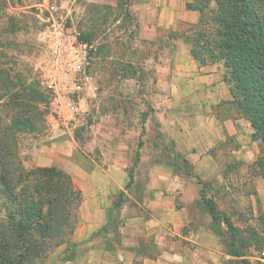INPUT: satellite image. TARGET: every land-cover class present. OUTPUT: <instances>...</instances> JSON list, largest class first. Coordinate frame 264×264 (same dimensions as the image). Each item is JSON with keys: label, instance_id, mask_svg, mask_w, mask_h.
Instances as JSON below:
<instances>
[{"label": "rangeland", "instance_id": "374dc122", "mask_svg": "<svg viewBox=\"0 0 264 264\" xmlns=\"http://www.w3.org/2000/svg\"><path fill=\"white\" fill-rule=\"evenodd\" d=\"M129 2L0 0V67L27 80H40V65L47 58L41 33L42 17L47 12V6H56L68 24L99 43L98 52L90 65L92 79L80 93L78 115L72 125L47 121L49 94L41 87L46 93V100L39 104L44 116L35 130L19 133L18 156L21 163L25 168L45 166L36 163L37 152L43 151L42 156L51 154V150L46 148L50 145L55 147V152L73 148L71 160L63 170L71 175L80 189L77 173L80 166L90 167L94 162L105 165L119 158L133 177L139 175L141 183L144 182V175L140 174L137 165L140 157L147 155L149 159L164 161L174 173L191 177L192 182L198 184L199 192L211 198L221 216H228L234 225L257 228L261 222L260 214L264 216V181L254 172V161L264 152L262 143L251 137L257 149L251 163L234 153L232 143L228 142L211 154L214 162L202 160L195 164L177 152L173 143L160 142L154 99L160 90H167L158 89V84L169 75L158 68L159 65H167L168 61L162 51L158 56L159 49H164L162 46L137 38L133 19L125 13L129 10ZM227 103L235 110L234 104ZM183 158L189 161V165L183 162ZM187 169L199 176L203 183H199L195 176L186 175ZM139 183L135 178V183L129 188L134 196L139 194ZM125 195L123 192L122 201ZM198 204L202 209L201 200ZM79 208L80 205L73 219L72 233L63 243L53 247L39 264H94L88 259L94 258L93 252L97 249L92 248L93 251L85 253L82 240L78 239ZM110 219L98 231L99 235L109 233L107 246L116 245L120 235L122 219L118 207L111 209ZM212 230L223 252L216 264H239V259L226 253L228 231L224 222H212ZM94 237L98 238L97 234ZM144 242L150 254L156 252L150 237ZM249 254L251 260L264 262V248L259 253L250 249Z\"/></svg>", "mask_w": 264, "mask_h": 264}, {"label": "crops", "instance_id": "0c3cea01", "mask_svg": "<svg viewBox=\"0 0 264 264\" xmlns=\"http://www.w3.org/2000/svg\"><path fill=\"white\" fill-rule=\"evenodd\" d=\"M197 1L129 2L137 38L162 46L164 49H159L158 56L163 52L168 61L158 68L169 74L158 84V89L167 90H160L154 99L160 142L173 143L177 152L195 164L202 160L214 162L211 154L231 142L232 151L251 163L257 153L255 141L251 140L252 127L227 103L231 94L224 80L223 62L201 64L190 53V27L198 21L199 11L187 4ZM46 148L51 154L42 156L43 151L37 152V164L61 169L68 166L73 148H63L60 152L53 151L55 147L51 145ZM137 169L144 175V182L137 175L130 186L138 179L141 186L136 194L138 199L129 190L130 186L126 188L129 172L120 158L105 165L94 162L90 167H79L82 201L78 239L82 240L85 253L97 249L94 258L88 261L94 264L218 263L223 252L212 230L210 214L198 204V184L191 177L174 173L164 161L149 159L147 155L140 157ZM120 191L126 194L118 207L122 219L120 235L116 245L107 246L109 233L99 235L98 231L111 221L112 201ZM96 234L98 238L94 237ZM147 237L154 241L153 254L144 245Z\"/></svg>", "mask_w": 264, "mask_h": 264}, {"label": "trees", "instance_id": "16d2710c", "mask_svg": "<svg viewBox=\"0 0 264 264\" xmlns=\"http://www.w3.org/2000/svg\"><path fill=\"white\" fill-rule=\"evenodd\" d=\"M199 11L190 27V53L199 63L222 61L230 102L249 121L252 139L264 148V0H198L188 3ZM126 16L131 18L129 10ZM82 39H90L82 33ZM46 100L39 80L0 67V264H39L48 252L72 233L74 216L82 201L73 178L56 166L25 168L18 156L19 133L33 131L44 116ZM189 165V161L183 158ZM254 172L264 181V152L254 161ZM186 175L199 176L188 169ZM133 180L132 172L128 173ZM120 191L113 207L121 205ZM203 208L212 222L227 227L226 253L239 264H264L249 258L250 249L264 248V216L257 228H240L221 216L215 203L200 191ZM91 264V263H87Z\"/></svg>", "mask_w": 264, "mask_h": 264}, {"label": "built area", "instance_id": "2783aa9c", "mask_svg": "<svg viewBox=\"0 0 264 264\" xmlns=\"http://www.w3.org/2000/svg\"><path fill=\"white\" fill-rule=\"evenodd\" d=\"M42 17V39L47 58L40 65V85L48 92L46 119L63 126L72 125L78 115V99L91 81V61L99 43L82 39V32L68 24L54 5L46 7Z\"/></svg>", "mask_w": 264, "mask_h": 264}]
</instances>
